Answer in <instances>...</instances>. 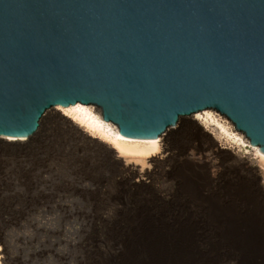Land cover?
I'll return each instance as SVG.
<instances>
[{
  "label": "water",
  "instance_id": "1",
  "mask_svg": "<svg viewBox=\"0 0 264 264\" xmlns=\"http://www.w3.org/2000/svg\"><path fill=\"white\" fill-rule=\"evenodd\" d=\"M79 103L133 139L213 110L264 154V0H0V137Z\"/></svg>",
  "mask_w": 264,
  "mask_h": 264
},
{
  "label": "rangeland",
  "instance_id": "2",
  "mask_svg": "<svg viewBox=\"0 0 264 264\" xmlns=\"http://www.w3.org/2000/svg\"><path fill=\"white\" fill-rule=\"evenodd\" d=\"M78 136L47 116L29 148L0 147L6 264H264V161L251 147L241 172L184 133L135 167Z\"/></svg>",
  "mask_w": 264,
  "mask_h": 264
},
{
  "label": "bare ground",
  "instance_id": "3",
  "mask_svg": "<svg viewBox=\"0 0 264 264\" xmlns=\"http://www.w3.org/2000/svg\"><path fill=\"white\" fill-rule=\"evenodd\" d=\"M47 116L50 117L51 124L61 126L68 134L79 135L83 139L82 141L89 142L94 147H92L93 149L98 147L108 150L114 158L128 166L144 167L147 163H154L162 159L169 150L170 142L184 133L208 139L211 145L225 156L228 166L237 167L241 172L242 168L248 170L249 164L240 152L244 147H251V153L264 161V154L259 147L251 145L250 141L235 128L232 122L213 110H206L184 118L177 126L169 128L163 135L154 139H133L121 136L118 127L105 121L100 110L92 105L79 103L68 107L58 106L50 110L43 121ZM43 121L36 135L42 132ZM181 122H185L184 125ZM36 135L23 140L18 139L19 137L12 140L9 137H0V147L20 153L29 148ZM149 157L151 158L147 159ZM188 157L190 156L188 155ZM193 157L195 156L192 155V159H194ZM214 173L217 174V172ZM259 185L261 184L259 183ZM180 242L184 243L185 239L178 240L172 237V254H177L178 257L183 252L179 246ZM0 258H2L0 264H6L5 251L0 252ZM188 258L189 255L180 258V260L187 261Z\"/></svg>",
  "mask_w": 264,
  "mask_h": 264
},
{
  "label": "snow or ice",
  "instance_id": "4",
  "mask_svg": "<svg viewBox=\"0 0 264 264\" xmlns=\"http://www.w3.org/2000/svg\"><path fill=\"white\" fill-rule=\"evenodd\" d=\"M9 139L12 140V139H17V138L9 137ZM18 139H22L23 140V139H27V137H19ZM7 226L8 225H7V223H6L5 219H4L3 214L0 213V233H2L3 229L5 227H7ZM4 251H5L4 246L0 245V252H4ZM0 259H2V258H0Z\"/></svg>",
  "mask_w": 264,
  "mask_h": 264
}]
</instances>
